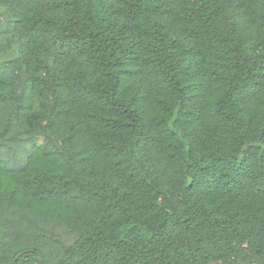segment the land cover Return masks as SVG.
<instances>
[{
	"label": "trees",
	"instance_id": "1",
	"mask_svg": "<svg viewBox=\"0 0 264 264\" xmlns=\"http://www.w3.org/2000/svg\"><path fill=\"white\" fill-rule=\"evenodd\" d=\"M0 147V264H264V0H0Z\"/></svg>",
	"mask_w": 264,
	"mask_h": 264
},
{
	"label": "rangeland",
	"instance_id": "2",
	"mask_svg": "<svg viewBox=\"0 0 264 264\" xmlns=\"http://www.w3.org/2000/svg\"><path fill=\"white\" fill-rule=\"evenodd\" d=\"M39 141H40V140H38L37 142L39 143ZM0 148H1V147H0ZM19 149H20V148H16V147L14 148V150L17 151V152L19 151ZM9 158H12V159H13V157H9ZM15 158H16V160H18V161L21 160V157L19 158L17 155L15 156ZM4 159H8V158H4ZM17 163H18V162H16V164H17ZM233 245H235V246H238V245H239L240 247H246V246H247V241H243V242H241V243H236V241H233V242H232V246H233Z\"/></svg>",
	"mask_w": 264,
	"mask_h": 264
}]
</instances>
